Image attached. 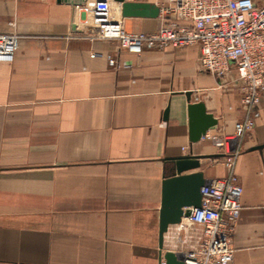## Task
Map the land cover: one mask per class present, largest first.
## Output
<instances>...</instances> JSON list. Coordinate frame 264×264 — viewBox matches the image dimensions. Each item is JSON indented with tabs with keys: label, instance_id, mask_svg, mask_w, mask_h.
<instances>
[{
	"label": "crops",
	"instance_id": "1",
	"mask_svg": "<svg viewBox=\"0 0 264 264\" xmlns=\"http://www.w3.org/2000/svg\"><path fill=\"white\" fill-rule=\"evenodd\" d=\"M110 1L128 32L161 23L123 17ZM90 2L0 0V33L17 34L13 61L0 62V264H159L167 251L183 255L201 236L185 218L159 249L169 159L209 155L181 174L228 173L208 137L233 136L245 117L235 69L225 78L200 70L198 45L134 54L91 40ZM186 93L217 119L192 144ZM257 111L253 128L232 141L242 194L228 264H264V146L255 148L264 145V93Z\"/></svg>",
	"mask_w": 264,
	"mask_h": 264
},
{
	"label": "built area",
	"instance_id": "2",
	"mask_svg": "<svg viewBox=\"0 0 264 264\" xmlns=\"http://www.w3.org/2000/svg\"><path fill=\"white\" fill-rule=\"evenodd\" d=\"M89 6L86 27L91 40L111 41L118 50L134 54L144 49L198 45L200 70L225 78L235 69L246 114L236 123L233 136L208 137L222 155L228 173L208 180L201 188L200 206L191 208L185 218L188 224L201 226V236L197 246L183 254L184 264L230 263L234 252L231 234L241 210L242 194L233 171L237 149L232 141L253 128L264 93V3L168 0L159 6V27L152 32L135 33L124 29L110 0H92ZM16 41L14 31L0 33V62L13 61ZM109 63L116 65L117 60L109 57Z\"/></svg>",
	"mask_w": 264,
	"mask_h": 264
},
{
	"label": "water",
	"instance_id": "3",
	"mask_svg": "<svg viewBox=\"0 0 264 264\" xmlns=\"http://www.w3.org/2000/svg\"><path fill=\"white\" fill-rule=\"evenodd\" d=\"M58 3L69 4L72 7L85 5L89 0H56ZM120 4L123 17H158L159 6L145 1L114 0ZM71 29L78 31L76 23H71ZM188 105V126L190 143L197 142L206 131L217 123V119L208 112L202 102H190L189 93H186ZM164 118H167V110ZM264 145L255 148H261ZM209 155H188L169 159L171 166L167 168L162 181L161 205L159 208L158 240L159 249H162L163 234L169 225L178 224L182 218L189 216L191 208L199 207L201 203V188L207 183L203 172L181 174L183 171L200 167V158ZM217 156H222L218 154ZM159 264H184L183 255L167 251Z\"/></svg>",
	"mask_w": 264,
	"mask_h": 264
}]
</instances>
